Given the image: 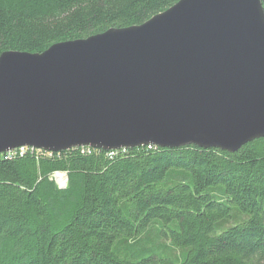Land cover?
I'll use <instances>...</instances> for the list:
<instances>
[{
  "label": "trees",
  "instance_id": "16d2710c",
  "mask_svg": "<svg viewBox=\"0 0 264 264\" xmlns=\"http://www.w3.org/2000/svg\"><path fill=\"white\" fill-rule=\"evenodd\" d=\"M178 1L0 0V55L139 26ZM0 264H264V139L2 154Z\"/></svg>",
  "mask_w": 264,
  "mask_h": 264
},
{
  "label": "water",
  "instance_id": "95a60500",
  "mask_svg": "<svg viewBox=\"0 0 264 264\" xmlns=\"http://www.w3.org/2000/svg\"><path fill=\"white\" fill-rule=\"evenodd\" d=\"M260 139L264 0H179L139 26L0 55V155Z\"/></svg>",
  "mask_w": 264,
  "mask_h": 264
},
{
  "label": "built area",
  "instance_id": "2783aa9c",
  "mask_svg": "<svg viewBox=\"0 0 264 264\" xmlns=\"http://www.w3.org/2000/svg\"><path fill=\"white\" fill-rule=\"evenodd\" d=\"M151 147V146H149ZM28 149H32V148H19V149H15L13 151H10L8 153H6V157L7 158H11L13 155H16V154H20V155H23ZM35 150V149H33ZM37 151H41V150H37ZM65 184H66V181H65Z\"/></svg>",
  "mask_w": 264,
  "mask_h": 264
},
{
  "label": "bare ground",
  "instance_id": "6f19581e",
  "mask_svg": "<svg viewBox=\"0 0 264 264\" xmlns=\"http://www.w3.org/2000/svg\"><path fill=\"white\" fill-rule=\"evenodd\" d=\"M55 176H59L58 178L59 179H57V181H59L60 179H62L63 181H64V183H62V184H60V181H59V183L57 182V184L59 185V186H64L65 185V181H66V177L64 176V175H62V174H57V175H55ZM63 177V178H62Z\"/></svg>",
  "mask_w": 264,
  "mask_h": 264
},
{
  "label": "rangeland",
  "instance_id": "374dc122",
  "mask_svg": "<svg viewBox=\"0 0 264 264\" xmlns=\"http://www.w3.org/2000/svg\"><path fill=\"white\" fill-rule=\"evenodd\" d=\"M59 177V176H58ZM57 176H54L53 177V179H54V181L56 180L57 181V179H59ZM63 178V177H62ZM60 181V184H62V183H64V181L62 180V179H60L59 180ZM59 181H57L58 183H59ZM57 185V184H56Z\"/></svg>",
  "mask_w": 264,
  "mask_h": 264
}]
</instances>
